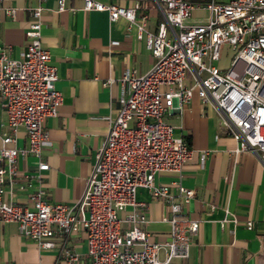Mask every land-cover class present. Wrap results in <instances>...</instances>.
<instances>
[{"label": "built area", "instance_id": "1", "mask_svg": "<svg viewBox=\"0 0 264 264\" xmlns=\"http://www.w3.org/2000/svg\"><path fill=\"white\" fill-rule=\"evenodd\" d=\"M45 1L39 0L31 11L34 20L21 58L12 57L11 47L0 44V100L10 130L2 133L0 125V219L16 222L20 234L41 249L56 248L60 237L65 264H173L188 259L201 221L185 214L198 191L185 187L182 179L183 166L196 151L176 135L166 116L181 112L197 93L204 105L222 116L238 141L235 153L254 151L264 162V0H155L162 14L156 31L148 29L147 13L137 20L143 0H134L131 7L84 0L85 10L106 11L111 21L124 17L130 29L136 26L139 38L146 37L154 63L146 74H124L122 83L128 90L121 95L117 114L107 117L109 131L83 196L74 204L52 203L40 180L50 165L41 161L30 208L4 195L7 182L13 183L18 174L19 158L40 157L51 145L44 121L57 115L64 100L56 87L58 68L42 40ZM66 8L67 0H58L59 11ZM197 10L208 13L207 21L186 24ZM5 13L13 15L15 8L7 6ZM224 53L231 54L228 66L221 65ZM113 82L109 79L104 85ZM21 127L27 147L19 144ZM207 155V150L200 152L202 162ZM162 173L177 177L159 183ZM139 188L167 206L163 221L171 230L164 242L143 228L150 220L147 204L137 199ZM247 227L253 229L254 222L248 221ZM79 229L86 233L85 252L65 247Z\"/></svg>", "mask_w": 264, "mask_h": 264}, {"label": "crops", "instance_id": "2", "mask_svg": "<svg viewBox=\"0 0 264 264\" xmlns=\"http://www.w3.org/2000/svg\"><path fill=\"white\" fill-rule=\"evenodd\" d=\"M105 1L125 7L135 3ZM39 3L0 0V44L10 46L14 58H21L27 48L26 32L34 20L31 11ZM141 4L137 20L147 13L148 29L156 31L162 20L156 1L143 0ZM7 6L15 8L13 15L5 13ZM43 6V45L58 68L56 87L64 100L57 115L44 121L51 145L40 157H20L17 176L13 183L7 182L4 199L30 208H34L30 194L39 186L36 175L41 161L50 165L40 180L52 203L74 204L83 196L97 151L109 131L107 117L117 114L121 95L128 90L122 83L124 74L129 70L146 74L154 63L145 35L139 38L137 27L130 29L126 18L111 21L106 11L85 10L84 0H67L64 11H59L58 0H46ZM197 12L203 13V20L196 24L205 23L208 13ZM109 79L114 82L105 86ZM166 120L175 127L176 135L184 137L196 151L183 166L182 183L198 191L185 206V214L201 221L190 257L176 259L173 264H264V162L254 151L235 153L238 141L222 116L204 105L197 93L181 112L168 114ZM0 125L2 133L10 132L1 100ZM19 144L28 146L23 127L19 129ZM203 150L208 151L204 162L200 159ZM176 177V173H162L157 182H170ZM29 182L34 186L30 187ZM137 199L148 207L150 221L143 228L154 240L166 241L171 230L170 224L163 221L167 206L146 188H139ZM248 221L254 222L253 229L247 227ZM56 243L54 249H41L20 234L16 222L0 219V264H65L60 237ZM65 247L85 252V231L79 229ZM164 256L162 250L161 259Z\"/></svg>", "mask_w": 264, "mask_h": 264}, {"label": "rangeland", "instance_id": "3", "mask_svg": "<svg viewBox=\"0 0 264 264\" xmlns=\"http://www.w3.org/2000/svg\"><path fill=\"white\" fill-rule=\"evenodd\" d=\"M192 1H196V2H211L212 0H192ZM216 1H227V0H216ZM203 13H199V12H194L192 18L190 19H187L185 22L186 24H196L200 21L203 20ZM230 57H231V54H227V53H224L222 55V59H221V65L222 66H228L229 65V62H230Z\"/></svg>", "mask_w": 264, "mask_h": 264}]
</instances>
